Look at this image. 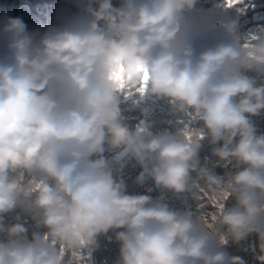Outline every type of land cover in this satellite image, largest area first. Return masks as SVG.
I'll return each mask as SVG.
<instances>
[{
  "label": "clouds",
  "instance_id": "clouds-1",
  "mask_svg": "<svg viewBox=\"0 0 264 264\" xmlns=\"http://www.w3.org/2000/svg\"><path fill=\"white\" fill-rule=\"evenodd\" d=\"M197 3L87 0L86 16L75 27L50 28L39 40L22 18L6 19L0 264H79V251L110 230L120 242L117 264H245L218 250L214 232L191 210L128 194L113 177L105 144L125 146L145 167L146 156H154L155 184L178 196L192 190L195 172L222 204L225 193L233 197L216 222L236 242L255 230L257 259L264 264V134L250 118L264 110V84L241 71L264 72V39L244 47L237 21L217 20L213 27L230 40L197 52L194 42L202 33L188 15ZM146 89L194 110L203 128L191 138V130L147 139L143 131H131L120 119L118 93L143 95ZM205 130L212 154L234 162L224 176L197 159ZM17 208L47 231L28 239L23 223L5 225V214Z\"/></svg>",
  "mask_w": 264,
  "mask_h": 264
},
{
  "label": "trees",
  "instance_id": "trees-1",
  "mask_svg": "<svg viewBox=\"0 0 264 264\" xmlns=\"http://www.w3.org/2000/svg\"><path fill=\"white\" fill-rule=\"evenodd\" d=\"M112 2L115 6L120 4V0H112ZM86 3L87 0H0V61L10 58L7 47L9 34L3 32L8 17L22 18L28 32L33 33L39 40L50 28L75 27L86 16ZM188 15L193 26L202 33L194 42L197 52L218 42L230 40L223 29L218 26L213 27L217 20H236L239 40L244 47L254 46L264 39V0H239L231 6L228 5L227 0H198L196 10ZM241 71L255 78L258 85L264 84V72L248 67H242ZM117 104L122 123L133 132L143 131L146 139L152 135L164 132L177 133L180 130H191L195 135L197 129L203 128V121L194 110L189 108L181 110L179 104L172 102L170 98L157 97L147 89L143 95L122 90L118 93ZM250 118L257 128V134H264V110L261 115ZM212 147L205 130L197 159L201 166L224 176L232 170L234 162L219 160L212 154ZM103 155L112 169L114 179L124 182L128 194H147L152 196L153 200L167 203L173 210H191L197 217L202 218L210 231L214 232L218 250L242 258L245 264H261L257 259L261 254L258 233L252 230L245 239L234 241L227 234V230L216 222L220 208L204 195L207 193L208 196H212L204 182L196 179L195 172L191 174L192 190L178 196L172 190L155 184L150 173L151 165L155 163L154 156H146L148 167H145L125 146L113 148L105 144ZM219 202L223 201L219 200ZM234 203V198L228 196L223 207H231ZM17 213L20 214L19 220L16 218ZM4 223L5 225L23 223L28 229V239H31L34 231L41 233L47 231L42 224H37L30 213L21 208L5 214ZM120 230L122 229L116 231ZM4 238V234L0 233V239ZM119 259L120 242L116 240L115 232L112 230L107 234H100L94 245L79 251V264H117Z\"/></svg>",
  "mask_w": 264,
  "mask_h": 264
},
{
  "label": "snow or ice",
  "instance_id": "snow-or-ice-1",
  "mask_svg": "<svg viewBox=\"0 0 264 264\" xmlns=\"http://www.w3.org/2000/svg\"><path fill=\"white\" fill-rule=\"evenodd\" d=\"M239 2V0H227V3H228V5L229 6H231L232 4H234V3H238ZM146 79H147V77L145 76V81H146ZM144 89L143 88H141L140 89V91H143ZM191 136H192V132H189V138H191ZM214 205H217L220 209H222V207H223V204L222 203H220L219 202V200L218 199H216L215 197H213V196H208L207 195V193H205L204 194ZM227 196H228V194L227 193H225L224 194V197H225V199L227 198ZM215 219V217H213V220Z\"/></svg>",
  "mask_w": 264,
  "mask_h": 264
}]
</instances>
